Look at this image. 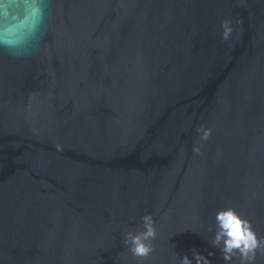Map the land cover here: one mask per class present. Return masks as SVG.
Here are the masks:
<instances>
[{"label":"water","instance_id":"1","mask_svg":"<svg viewBox=\"0 0 264 264\" xmlns=\"http://www.w3.org/2000/svg\"><path fill=\"white\" fill-rule=\"evenodd\" d=\"M41 6L29 54L0 48V264H225L227 208L264 238V0ZM146 214L140 259L123 240Z\"/></svg>","mask_w":264,"mask_h":264},{"label":"clouds","instance_id":"2","mask_svg":"<svg viewBox=\"0 0 264 264\" xmlns=\"http://www.w3.org/2000/svg\"><path fill=\"white\" fill-rule=\"evenodd\" d=\"M2 20L0 48L14 56L28 55L30 48L40 38L43 21L41 0H4ZM221 28V38L228 40L233 31L231 21L223 20ZM196 131L202 141H207L211 135V129L203 126ZM56 147L57 151L62 150L60 145ZM193 152L201 154L200 147L194 145ZM215 222L216 230L209 243L219 250L225 264H231L234 257L240 264H255L257 253L264 255V238H258L251 222L241 217L235 209L219 210L215 215ZM141 223L142 230H129L124 235L123 242L134 257L145 259L154 251L151 241L156 239L157 231L151 214L142 216ZM177 259L179 264H193V260L195 264H211L208 257L196 250H193L191 259L188 255L182 258L177 256Z\"/></svg>","mask_w":264,"mask_h":264}]
</instances>
